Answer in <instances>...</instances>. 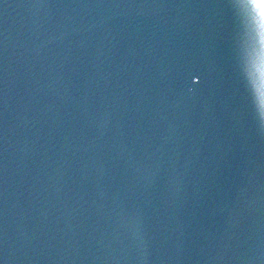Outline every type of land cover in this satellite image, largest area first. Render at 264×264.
<instances>
[{"label":"water","instance_id":"95a60500","mask_svg":"<svg viewBox=\"0 0 264 264\" xmlns=\"http://www.w3.org/2000/svg\"><path fill=\"white\" fill-rule=\"evenodd\" d=\"M0 264H264V2L0 0Z\"/></svg>","mask_w":264,"mask_h":264},{"label":"snow or ice","instance_id":"6c2138e0","mask_svg":"<svg viewBox=\"0 0 264 264\" xmlns=\"http://www.w3.org/2000/svg\"><path fill=\"white\" fill-rule=\"evenodd\" d=\"M262 2H264V0H262Z\"/></svg>","mask_w":264,"mask_h":264}]
</instances>
